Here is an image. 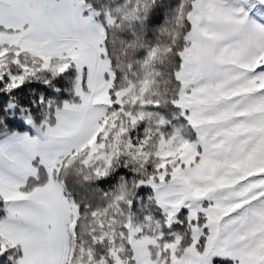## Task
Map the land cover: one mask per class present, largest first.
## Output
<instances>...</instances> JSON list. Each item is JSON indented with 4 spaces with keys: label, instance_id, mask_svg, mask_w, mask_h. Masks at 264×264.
<instances>
[{
    "label": "snow or ice",
    "instance_id": "obj_1",
    "mask_svg": "<svg viewBox=\"0 0 264 264\" xmlns=\"http://www.w3.org/2000/svg\"><path fill=\"white\" fill-rule=\"evenodd\" d=\"M159 5L0 0V264H264V0H177L119 77Z\"/></svg>",
    "mask_w": 264,
    "mask_h": 264
},
{
    "label": "trees",
    "instance_id": "obj_2",
    "mask_svg": "<svg viewBox=\"0 0 264 264\" xmlns=\"http://www.w3.org/2000/svg\"><path fill=\"white\" fill-rule=\"evenodd\" d=\"M115 0H108V4H114ZM177 3V0H160V9H162L156 16V18L153 20V24L151 27H147L146 25H140L138 24L136 26V33L140 36L144 47L141 49H138L137 52L131 57L130 60L126 61V63H131L132 67L129 70L127 67L123 69V71H120L117 69L118 76L123 78L124 76H127L129 80L137 81L141 76V70H140V64L139 61H142L143 58L147 55V52L149 48L157 44L158 42H161L162 38L159 36V28L161 25H163L165 18L171 11V8L175 6ZM159 22V23H157ZM134 37L132 36L131 31H127L124 33H121L119 35V39L124 40H131ZM117 83H120V80L117 81ZM39 86H29V88H38ZM28 89H26L27 91ZM173 126L178 129L179 128V122L174 121ZM183 130V129H182ZM135 138V137H133ZM128 170L125 169V172ZM114 185H103V183L100 184H93L91 186L84 185V184H77L74 182L69 183V192L71 195L75 196L78 199H81L82 201H87L91 203L93 208L99 207L103 208L107 204V198L105 197V193H110L114 189ZM141 207L140 200L138 198L137 200V210ZM147 211V210H146ZM154 214V210H153ZM134 222H139L138 216L136 217ZM147 231V229L145 230ZM215 264H232L231 260H217L215 261Z\"/></svg>",
    "mask_w": 264,
    "mask_h": 264
},
{
    "label": "rangeland",
    "instance_id": "obj_3",
    "mask_svg": "<svg viewBox=\"0 0 264 264\" xmlns=\"http://www.w3.org/2000/svg\"><path fill=\"white\" fill-rule=\"evenodd\" d=\"M178 130L183 131L182 129H178Z\"/></svg>",
    "mask_w": 264,
    "mask_h": 264
}]
</instances>
